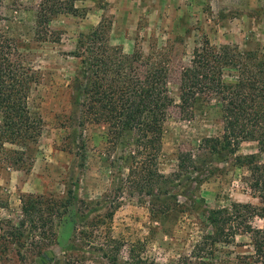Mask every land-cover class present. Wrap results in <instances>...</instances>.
Listing matches in <instances>:
<instances>
[{
  "label": "rangeland",
  "instance_id": "1",
  "mask_svg": "<svg viewBox=\"0 0 264 264\" xmlns=\"http://www.w3.org/2000/svg\"><path fill=\"white\" fill-rule=\"evenodd\" d=\"M40 1L3 0L1 6L0 35L18 46L25 63L38 71L29 105L42 116L44 126L38 143L27 149L34 160L29 171L10 167L0 153V197L6 203L0 207V225L4 220L19 221L22 195L30 193L65 198L74 195L76 205H82V200L88 207L86 216L77 217L82 221L106 216L109 210L107 205L119 183L116 174H120L119 159L114 166L111 162L119 158L123 143L110 145L104 123L86 121L81 127L74 121V76L85 66L72 52L80 38L100 24L108 27L112 46L121 47L126 54L139 49L169 68V89L177 104L165 122L158 158L161 173L178 171L179 157L184 153L191 152L197 160H205L201 163L205 165L203 172L184 174L171 185L182 205L188 207L186 211L179 209L152 220L149 197L131 196L130 190H125L111 219L112 236L127 242L122 254L127 256L129 245L137 241L143 242L145 256L163 264L189 254L201 234L198 220L202 210L194 199H204L202 205L209 208L232 207L234 203L261 206L260 198L249 186V167L232 154L211 153L203 146L205 138L222 136L224 132L217 98H201L189 115L182 113L178 103L181 72L205 36L216 45H235L264 59V0H75L77 12L60 13L43 28V33L37 34ZM5 119L6 113L0 112V122ZM80 140L86 146L84 153ZM6 147L14 148L9 144ZM253 153H258L264 162V153L254 140L240 142L236 155L242 158ZM121 172L127 174V169L122 167ZM193 175L202 177L194 193ZM251 223L264 229V218L255 216ZM3 227L0 264H109L94 249L96 243L90 248L88 240L75 233L73 223L60 229L58 241L53 244L42 249L26 245L23 259L17 255L16 241L8 242L6 251V232L12 228ZM214 252L217 264H258L248 233L237 235L233 243L219 244Z\"/></svg>",
  "mask_w": 264,
  "mask_h": 264
},
{
  "label": "trees",
  "instance_id": "2",
  "mask_svg": "<svg viewBox=\"0 0 264 264\" xmlns=\"http://www.w3.org/2000/svg\"><path fill=\"white\" fill-rule=\"evenodd\" d=\"M2 3L0 0V16ZM77 10L75 0H41L37 34L43 33V28L60 13ZM108 34V27L100 24L82 36L72 52L85 66L74 76L73 97L77 107L74 121L81 127L86 121L104 123L108 126L110 145L123 143L119 158L111 162L114 166L119 159L116 193L107 205L106 216L83 221L77 217L86 216L87 204L80 200L82 205H76L74 195L65 198L23 194L19 221L4 220L0 225V229H4L3 225L12 228L7 232L5 228L9 234H5L6 251L8 242L16 241L21 259L25 258L26 245L42 249L53 244L58 241L60 229L73 223L75 233L82 234L90 248L96 243L94 249L109 264H163L143 254L141 241L129 245L127 256L122 254L126 240L111 234L114 211L125 190H130L131 196L149 197L152 220L179 209L186 211L188 207L182 205L171 185L184 174L205 170V165L201 166L205 160H197L190 152L179 157L178 171L161 173L158 158L163 148L165 122L170 109L177 104L169 89V68L139 49L124 53L121 47L111 45ZM202 40L194 47L190 64L181 72L178 105L182 113L189 115L201 98H217L224 132L222 136L205 138L203 146L211 153L232 154L249 167V186L260 198L261 206L234 203L232 207L209 208L202 205L204 199H194L202 210L198 220L201 234L189 254L167 264H217L214 249L219 244L235 242L242 233L250 234L258 264H264V229L251 223L255 216L264 218V162L258 153L242 158L236 155L240 142L245 140L257 141L264 153V59L235 45H216L207 36ZM9 41L0 35V112L6 113V119L0 122V153L10 167L29 171L34 160L27 149L38 143L44 126L42 116L29 105L30 89L38 79V71L25 63L19 47ZM79 143L84 153L85 143L82 140ZM7 144L14 148L6 147ZM122 167L127 174L121 172ZM191 180L195 181L191 188L194 193L202 177L193 175ZM5 204L0 197V207Z\"/></svg>",
  "mask_w": 264,
  "mask_h": 264
}]
</instances>
